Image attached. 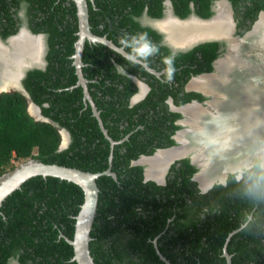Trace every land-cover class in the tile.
<instances>
[{
  "label": "trees",
  "instance_id": "obj_1",
  "mask_svg": "<svg viewBox=\"0 0 264 264\" xmlns=\"http://www.w3.org/2000/svg\"><path fill=\"white\" fill-rule=\"evenodd\" d=\"M23 1L28 2L31 28L45 32L48 44L46 68L30 70L24 85L29 98L51 122L36 121L29 115L28 98L24 94L0 93V176L7 172L4 166L12 160L8 171L14 168L15 162L29 158L93 172L103 171L110 162L116 178L102 174L96 179L98 202L89 241L96 264H165L157 253L154 239L171 264H226L225 243L231 264H264V198L250 197L246 182H237L231 175L225 184H214L201 194L191 179L195 168L186 159L179 166H171L165 184L145 180L143 166L132 164L139 154L154 150L153 147L146 149L150 138L145 141L137 137L144 129H138L111 147L90 106H84L81 87L70 88L77 78L71 57L78 30L74 1ZM163 1H87L92 32L105 35L117 45L127 41L124 47L128 52L140 47L130 38L144 34L156 55L151 58V55L135 54L156 70L172 69L165 70L158 78L101 43L85 42L82 71L85 78L97 79L89 84L95 87L91 95L104 127L116 141L134 125H158L167 122L170 116H177L164 104L167 95L181 103L200 94L184 93L174 86L176 81L181 76L185 81L188 70L192 73L211 70L215 43H202L172 57L166 46L157 44L160 34L139 23L144 11L151 17H160ZM188 1L172 0L180 16L189 12ZM194 1L200 7L199 15L205 17L211 13L209 0ZM198 52L205 58L206 66L186 68L185 78L179 73V66L186 61L200 64ZM116 64L126 73L118 72ZM130 75L144 76L151 85L146 98L132 107L127 105L128 100L137 88ZM106 77H120L116 81L123 83L124 89L115 84L110 91V96L124 97L122 115L126 113L130 125L123 133L117 128L115 103L111 100L105 106V99L96 91L104 87ZM155 108L152 115L147 114L148 109ZM54 124L66 127L71 135L70 143L62 150H59L61 135ZM83 199L82 188L65 179L35 176L25 181L0 206V264H11V260L15 264H77L72 260V245L64 236L72 238L75 215ZM245 213H251L253 220L248 228L242 229L240 223Z\"/></svg>",
  "mask_w": 264,
  "mask_h": 264
},
{
  "label": "flooded vegetation",
  "instance_id": "obj_2",
  "mask_svg": "<svg viewBox=\"0 0 264 264\" xmlns=\"http://www.w3.org/2000/svg\"><path fill=\"white\" fill-rule=\"evenodd\" d=\"M166 1L167 0L163 1L162 15L158 18L163 19V21L167 20V28H161L155 23L154 24L155 26L159 27L160 29H162L167 33L168 36L167 38L169 42L172 43L173 46L177 45V47H179L178 49H173L170 45L166 44L164 42L163 35L149 24L150 22L148 21V19L156 18V17H151L144 11L143 14L139 17L138 21L142 26H148L160 34V39L157 44L161 46H166L170 50V56L172 57H174L177 53H187L202 43H206V42L215 43V49H214L215 57L210 60L211 70L209 71L203 70L199 73H192L191 70H188L189 71L188 77L186 76V72H185L187 71L186 68L191 69V68H195L196 66H202V67L206 66L205 58L202 57V54H200V52H198V56L199 57L201 56L200 64L196 62L192 64L190 61H186L185 63H182L179 66L180 68L179 73L183 74V76L185 75V78L186 77L187 78L185 81H183V78L181 76L179 78V81H176L174 86L177 89H182L184 93H191V92L198 93L200 94L199 95L200 97H192L187 101L177 103L175 102L174 98L171 95H167V97L164 99V104L166 105L167 110L170 113H177L178 114L177 116H174L172 118L170 116V119H168L167 122L158 125L138 124L132 127L130 126L131 129H129V131L124 135L123 130L125 128H128L130 125L127 123L128 121L125 117L126 113L125 115H122V112H124V107L121 106V102L123 103L124 97L123 95H121V97L110 96L111 87H113L115 84H117L118 88L124 89L123 83L116 81L120 77L118 78L113 77V79L111 78L109 79V77H106L104 80V87L102 86V89L96 91L98 95H100L103 99H105V106L109 105L111 100L115 103L116 107L113 110V113L116 116H118L117 128L119 129V131H121L120 133H123V137L120 139L121 141L127 139L128 136L132 135L134 132L136 133L138 129H144V132L137 133V137L139 139H143L146 141V138H150L151 142L146 147V149L149 150L150 148L153 147L154 150L147 154L144 153L139 154L138 158H136L135 160L142 158L148 160L150 158L156 157L160 152L169 151L172 149H179L182 148L184 145L186 147L187 146L191 147V149L186 150L184 153L172 156L171 158L168 159L167 162H169V165L165 172V182H166L167 174L171 170V166L173 164L179 166L182 164L181 161L183 159H186L188 163L195 168V171L191 179L196 182L197 188L200 191L201 189L200 181L198 179L193 178L194 175H199V173L201 172L200 164L196 162L197 159L194 157V154H197L198 151L202 152L203 151L202 148H204V146L200 145L201 147L200 146L197 147L196 142L192 139V136L194 137L196 135L197 130L199 129V126L201 127L202 123L212 122V119H214L215 116H220L224 118L228 117V119L232 118V115L227 112L228 109L224 106L225 103L222 102L221 100L224 98V96H222L220 93L217 92L215 93L214 91H212V88L205 86L204 80L211 77H214L216 79L222 78L223 68H221V64L225 65V63L228 60H230V62L239 61L242 66L251 68V70L247 69L246 75H242V76H245L247 78H256L258 80L264 81V0H236V3H233L231 0H209L210 2L208 8L211 13L205 17L202 14L201 15L198 14L197 10L200 7L198 3L195 2L194 0L188 1L187 7L189 9V12L185 16H180L175 11V7L172 0H169L170 3L169 5H166L165 3ZM27 7H28V2H25L23 0L18 1L17 3H15L13 0H0V48H7L11 50L12 44L18 42L20 38L27 37L32 40L34 37H30L29 34L31 35L42 34L43 48H44V54H43L44 64L43 66L40 67L37 66L26 69L22 76H19L18 74L19 77L15 78V81L11 83V86L10 83L5 84V88L0 89L2 90L0 93L18 91L24 94L28 98L29 94L24 85V80L27 76V73L30 70L33 69L44 70L46 68L47 61L45 57L48 49V44H47V34L45 32L42 31L36 32L31 28L32 23L29 20ZM169 10L171 14L169 13ZM201 10H202V6H201ZM194 17L201 18V20L204 19L210 21L205 22V24L197 23ZM177 19L179 20L184 19L186 21L176 22L175 20ZM163 21H161V23ZM180 29H183L184 31H181ZM211 30L217 31V34H213V35L208 34V31ZM221 32H223V34H220ZM207 35L210 36L208 39L201 40V42L194 43V45L187 47L186 49H182V47L186 46L190 42L198 40L199 37L201 36L204 37ZM118 46H122L125 49L124 43ZM138 46L141 47L142 43L139 44ZM129 53H133L134 56L140 59L135 54L134 50L129 51ZM157 54H160V52H158ZM150 55H151L150 57L153 58L156 54L152 52ZM140 60L144 62L146 65H148L150 68L155 70L157 74L148 71L143 65L140 64L148 73H151L158 78L161 77V74L164 73L165 70H169L166 68L156 70L155 68L150 66L146 61L142 59ZM40 61H41V52L39 58L36 61H34V64H39ZM9 63H11V61H9ZM116 69L120 73H126V70L118 64H116ZM74 72H75V68H74ZM131 76H135L141 82L143 86L141 88L144 89V92L142 94L140 93L139 84L136 83ZM130 77L137 88L136 92L132 94L128 100L127 105L129 107H132L133 105L137 104L138 102L146 98L149 91L151 90V85L144 76L138 77L136 75H130ZM96 80H97L96 78L93 79L86 78L87 90L94 104L95 101L91 95V89L94 90L95 87L93 85L90 86L89 84L96 82ZM197 80H201V87L194 85V82ZM76 81L72 86H70V88L79 86L76 85ZM180 81H182L181 84ZM16 82L18 84H16ZM138 93H139V97L137 98L135 97L136 99H134L135 94ZM83 95L84 94L82 89V100L84 106L86 107L87 105H89L92 111L90 102L87 99L84 100ZM181 95L183 96L182 93ZM261 106L264 107V102L261 104ZM156 109L157 108L148 109L146 112L147 114L152 115ZM192 109L193 110L197 109L198 112L201 113V116L199 117L190 116L189 113L191 112ZM97 110L99 111L98 108ZM145 110L146 108L143 109L144 112ZM262 112H263L262 116L260 117H259L260 113H257L258 116L255 118L257 122L259 120H262L264 123V110ZM252 116L253 113L250 114V117ZM133 119L137 120V118H133ZM54 125L57 126L58 131L61 135L60 143L63 140L62 131H66L69 138L68 140V144H69L71 141V135L69 130L66 127H63L59 124H54ZM157 128H159L160 130H157ZM245 129L250 130L248 125H243V131ZM169 139L172 140L171 143L169 142ZM262 145L264 147V142L262 143ZM195 146L197 147V149H195L196 148ZM263 147L261 148L258 147L257 151L259 149H262ZM257 153L258 152L252 155L250 153V155H248L246 159H240L230 165L234 167L240 161L253 160L255 159ZM205 158L206 157L201 155V161L202 160L205 161ZM209 164L210 163H208V165ZM140 165L143 166V171H144V164H140ZM226 171L227 172L225 176L223 175L224 173L221 174L219 173L217 175H214L213 177L220 178L224 176L226 181L227 178L231 175L230 170L229 171L226 170ZM214 184H225V182L221 183L218 181L215 182ZM211 187H209L208 190ZM10 263L15 264V261L11 260Z\"/></svg>",
  "mask_w": 264,
  "mask_h": 264
},
{
  "label": "bare ground",
  "instance_id": "obj_3",
  "mask_svg": "<svg viewBox=\"0 0 264 264\" xmlns=\"http://www.w3.org/2000/svg\"><path fill=\"white\" fill-rule=\"evenodd\" d=\"M155 24L161 28H167V20ZM180 30L184 31L183 29ZM208 34H217V31L211 30L208 31ZM40 52L41 43L38 38L31 40L22 37L18 42L12 44L11 50L0 48V89H4L7 83H10L11 86V83L15 81L25 66L34 64V61L39 58ZM221 68H223L222 78L211 77L204 80V84L212 88L215 93L224 96L221 100L225 103L224 106L232 118L226 117V125L224 126L215 119H212V122L202 123L196 135L192 136L197 147L204 146L202 152L198 151L197 154H194L197 159L196 162L203 168L198 175L199 181L203 184L214 175L221 174L225 170H231L233 166L230 164L240 159H246L250 153L252 155L264 149L262 145L264 142V123L262 120L258 122L255 120L258 116L257 113H260V117L264 110V107L261 106L264 102V81L242 76L246 75L247 69L251 70V68L242 66L239 61L230 62L228 60L225 65L221 64ZM194 85L201 87V80L195 81ZM252 113L253 116L250 117ZM189 115L199 117L201 113L197 109H192ZM243 125H248L250 130L245 129L243 131ZM258 147L263 148L257 151ZM189 149L191 147L184 145L179 149L160 152L156 157L147 160L149 162L147 173L153 177H158L169 158L182 154ZM201 155L206 157L205 161H201ZM208 163L210 164L208 165Z\"/></svg>",
  "mask_w": 264,
  "mask_h": 264
},
{
  "label": "water",
  "instance_id": "obj_4",
  "mask_svg": "<svg viewBox=\"0 0 264 264\" xmlns=\"http://www.w3.org/2000/svg\"><path fill=\"white\" fill-rule=\"evenodd\" d=\"M76 6V15H77V21H78V30L76 32L77 37L74 42V52L72 54L73 59V65L75 68V73L77 76L76 85H79L83 89V97L84 100L87 99L90 102V105L92 107V113L96 117L98 124L100 126L101 131L103 132L104 136L109 140L111 147L115 144L120 142L121 140H114L107 132V129L104 127L102 119L100 117V113L97 110L91 96L89 95V92L87 90L86 86V78L83 75L82 67L84 65L82 61V53L84 44L86 41L91 43H101L110 49H112L115 52H118L125 58L131 56L129 60L135 61L141 65H143L148 71L152 73L157 72L150 68L148 65H146L144 62H142L140 59H138L136 56H134L133 53L127 52L122 46L116 45L112 40L108 39L105 35H97L94 32H92L90 24H89V13H88V0H73ZM93 1V0H90ZM166 5H169V0H167ZM169 13L171 14L170 10ZM195 18V17H194ZM197 23H204L209 22L210 20H204L201 18H195ZM148 21L149 24L154 27L158 32H160L163 35L164 42L168 45H170L173 49H178L179 47L173 46L172 43L169 42L167 38V33L160 29L159 27L155 26L154 23L161 22L163 19L160 18H149ZM176 22H184L186 20L184 19H177ZM30 37L38 38L41 41V61L39 64H31L25 66L19 73V76H22L24 74V71L29 68L37 67V66H43L44 60H43V54H44V48H43V35H31ZM202 35V34H201ZM210 36H204L200 37L198 40H195L193 42H190L186 46L182 47V49H186L187 47H190L194 45V43L201 42V40L208 39ZM128 59V58H127ZM18 76V77H19ZM17 77V78H18ZM132 79L139 84L140 86V93L142 94L144 92V89L141 82L138 78L135 76H131ZM16 84H18L16 82ZM145 87V86H144ZM2 90H0L1 92ZM139 97V93L135 94L134 99ZM33 109V110H31ZM27 111L31 117H33L36 121H46L51 122L49 118L44 116L41 112L40 107L34 103L29 97H28V106ZM63 140L61 141L59 145V150L64 149L68 145V135L66 131H62ZM150 157V156H149ZM152 157V156H151ZM112 155L109 156V160L111 161ZM132 164H144V179L145 180H154L158 184H164L165 183V172L169 165V162L164 164V169L160 173L158 177H153L150 174L147 173L148 164L149 162L147 159H137L132 161ZM198 165V164H197ZM199 166V165H198ZM201 166V170L202 165ZM226 170L223 172L224 176L226 175ZM107 174L111 175L113 178H116L115 172L111 170V165L109 162V166L104 169L103 171H86L82 170L77 167H71L63 164L58 163H47L43 162L39 159L35 158H29L23 162H21L18 166L14 167L12 170L7 171L3 173L0 176V206L3 202V200L10 195L13 191L19 189L21 185L27 181L28 179L35 177V176H53L58 177L60 179H65L67 181H71L79 185L84 193V199L80 206L79 211L75 215V223H74V232L72 238H68L64 236V238L72 245L73 248V255L72 260H75L77 264H96L93 260V257L90 253L89 248V241L91 240L90 236V230L93 224V220L96 214L97 209V202H98V193H99V187L97 185L96 179L102 175ZM198 175H194V179H198ZM223 177H211L208 182L201 183V188L208 189L211 187L215 182H225V178ZM199 180V179H198ZM235 230L230 232L229 235H231ZM154 243L156 246V250L160 258L165 262V264H171V262L159 251L156 239H154ZM223 254L226 258V264H231V256L226 250V243L223 247Z\"/></svg>",
  "mask_w": 264,
  "mask_h": 264
},
{
  "label": "clouds",
  "instance_id": "obj_5",
  "mask_svg": "<svg viewBox=\"0 0 264 264\" xmlns=\"http://www.w3.org/2000/svg\"><path fill=\"white\" fill-rule=\"evenodd\" d=\"M134 45L142 43L141 47H134V51L141 56L150 55L154 51V47L147 42L146 36L140 34L139 36L130 38ZM127 44V41H122ZM128 59L131 56L127 57ZM172 71V69H169ZM214 119L222 126L226 125V118L215 116ZM232 178L240 182H246V193L253 199L264 198V149L258 151L255 159L238 162L230 170ZM226 182V181H225ZM201 194H204L208 189L201 188ZM253 220L251 213H245L240 223V228H248Z\"/></svg>",
  "mask_w": 264,
  "mask_h": 264
},
{
  "label": "rangeland",
  "instance_id": "obj_6",
  "mask_svg": "<svg viewBox=\"0 0 264 264\" xmlns=\"http://www.w3.org/2000/svg\"><path fill=\"white\" fill-rule=\"evenodd\" d=\"M22 161V160H21ZM24 161V160H23ZM14 161L12 160V162H10V165H6V166H4L5 167V171H8L9 170V168L11 167V165H12V163H13ZM19 164V162H15V166L16 165H18ZM14 166V167H15Z\"/></svg>",
  "mask_w": 264,
  "mask_h": 264
}]
</instances>
